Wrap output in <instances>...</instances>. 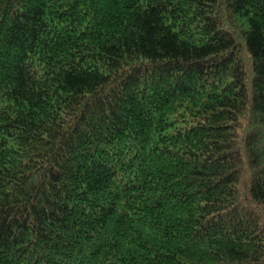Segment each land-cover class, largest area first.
<instances>
[{
	"label": "trees",
	"instance_id": "trees-1",
	"mask_svg": "<svg viewBox=\"0 0 264 264\" xmlns=\"http://www.w3.org/2000/svg\"><path fill=\"white\" fill-rule=\"evenodd\" d=\"M0 264H264V0H0Z\"/></svg>",
	"mask_w": 264,
	"mask_h": 264
}]
</instances>
